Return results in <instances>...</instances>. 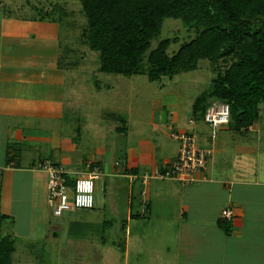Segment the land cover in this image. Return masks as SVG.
I'll return each mask as SVG.
<instances>
[{"label":"crops","instance_id":"obj_1","mask_svg":"<svg viewBox=\"0 0 264 264\" xmlns=\"http://www.w3.org/2000/svg\"><path fill=\"white\" fill-rule=\"evenodd\" d=\"M0 25V213L5 217L1 234L15 243L13 260L17 238L26 240L31 247L48 241L56 228L60 229L54 237H61L67 228L66 222L55 225L50 221L48 176L36 169L39 162L61 165L74 176L87 163H98L104 180L128 173L150 174L177 157L179 144H173L169 133L174 132L176 125L182 126V121L179 123L173 115L165 118L166 106L162 105L163 111L152 112L149 122L158 131L152 130L151 135H143L134 144L129 142L131 134L124 116L109 111L105 120L118 124L112 130L111 126L101 129L99 120L85 109L86 67L68 62L69 55L62 52L51 24L21 17L15 20L2 10ZM78 73L83 80L77 77ZM95 86L100 93L109 85ZM262 117L248 132H263ZM185 127L193 133L191 129L196 130L197 126ZM92 128L104 138H114L105 141L104 147L97 145L89 150L87 136L97 135L91 132ZM231 129L228 124L219 130V144L224 143ZM216 152L221 150L213 154ZM118 160L121 164L116 165ZM258 167L255 178L252 173L246 175L247 167L207 156L200 181L184 186L177 180H151L142 189L147 190L142 196L145 205L138 208L134 206L135 186L126 176L130 181L128 192L124 193L125 214L115 209L119 214L118 218L112 214L115 222L97 221L94 216L97 210L102 211L101 207L105 214L97 213L105 216L120 201L110 193L116 199L109 202L106 193L114 190L115 182L108 187L107 179L104 195H97L96 185L95 207L82 209L87 211L84 223L95 227L96 222L99 228L94 237L86 235L87 240L81 241L77 259L81 263L88 261L84 250L93 245L98 254L91 264H121L118 258L124 260L122 264H264V172L258 175ZM39 181L44 184L43 193ZM224 209L234 212L231 220L222 217ZM54 259L57 264L61 258Z\"/></svg>","mask_w":264,"mask_h":264},{"label":"trees","instance_id":"obj_2","mask_svg":"<svg viewBox=\"0 0 264 264\" xmlns=\"http://www.w3.org/2000/svg\"><path fill=\"white\" fill-rule=\"evenodd\" d=\"M78 1L87 22L81 42L99 54V71L127 77L146 75L155 82L195 70L203 60L214 64L232 60L224 69L217 67L210 92L193 104L192 119L201 122L208 107L224 103L230 107L232 129L248 131L258 124L264 106V0ZM63 7L58 2H52L50 9L42 5L33 20L62 22L66 19ZM168 18L179 19L196 31L195 38L173 56L167 53L168 40L151 49ZM257 19L260 23L249 25ZM4 218L0 213V264H13L15 243L1 234Z\"/></svg>","mask_w":264,"mask_h":264},{"label":"rangeland","instance_id":"obj_3","mask_svg":"<svg viewBox=\"0 0 264 264\" xmlns=\"http://www.w3.org/2000/svg\"><path fill=\"white\" fill-rule=\"evenodd\" d=\"M52 2H58L60 5H63V9L66 7V19L58 23L48 21L47 23L51 24V30L54 31L55 37L64 49H62V52L69 55V61H67L80 64L82 69L86 67V69H84L86 92L85 95H83L84 98L86 97L85 105L87 107H85V109L88 113H91L93 118L99 120V123H101V129L111 126L112 130V127L116 125L115 123L118 124L117 121L111 122V120H108L109 118L105 120V115L107 116L109 111L114 112L115 116H124L128 121V133L131 134L129 142L134 144L135 141L143 135H151L152 130H156V132L158 131V129L152 128V125L149 122H152V112L159 113L160 111H163L161 109V106L163 105L166 106L167 110L164 111L165 118L170 117L171 119L173 115L176 116L175 118H178L179 123L182 121V126L176 125L175 128H172L174 132H177L178 129L190 133L191 131L188 130L189 128L185 126H191V124L194 127L197 126L196 130H191L193 133L197 134L196 137L199 135L198 144L201 147L204 146L206 148L204 149L209 151L210 158L213 155V158H215L216 161H227L231 164H237L240 167H247L248 170L244 169L246 175L252 173V176L256 178V168L260 164H264V130L262 133L260 131H258L260 132L258 133L256 130L253 132H237L236 130L231 129L226 135L224 143L221 145L218 143V140H216V137H212L211 132H209L208 127L205 125L204 119L201 121L202 123H194L196 125H193L194 121L190 122L189 120L190 117H192V107L195 100L204 92H210L212 79L215 77L216 69H224L231 64L232 60L218 62L216 64L203 60L199 62L195 70L181 72L174 75L172 78L162 77L159 81L155 82H150L146 75H133L127 77L124 75L107 74L99 71V54L92 51L81 42L80 35L87 22L81 12L82 7L78 0H0V14L1 11L4 10L6 14L8 13V15L15 20L21 17L28 18V20L32 21L33 18L37 16L36 10L40 8V6L43 5L50 9L49 7ZM258 23H260L259 19L252 20L249 22V25ZM2 30L3 28H1L0 25V33ZM195 36L196 31L194 28L187 27V25L179 19L168 18L163 22L160 35L153 39L151 49H155L161 41L168 40L170 43L167 53L169 56H173L183 44L188 43L194 39ZM144 60H147V56ZM81 68H78V70L81 71ZM147 68L148 67L145 64L144 70H147ZM81 76V73L77 74V77L80 80H83V77ZM94 84H97L98 87L106 84L109 85L107 86L109 89L106 87L99 93L95 90L94 87L96 86ZM263 107L264 106L260 107L261 116H263V120L260 121V123L263 125L264 129ZM86 130H88V128H86ZM166 130V132L169 131L167 128ZM91 132L97 135L93 136L95 138L87 136L89 138V150H92V147L97 145L104 147L105 141L108 142L111 138H114L112 135H106V138H104V136H100L101 134L94 128H92ZM174 132L169 133L171 138V133ZM171 138L170 140L174 142L173 144H177L176 140ZM207 138L210 140H207ZM219 150H221V153L216 152L217 154H213V151ZM117 162L118 164H121L120 160ZM258 168H260L258 175H261V172H264V165ZM125 178L126 176L123 177L121 175L112 179L107 178L109 179L107 183L108 187H112L113 181L115 182V185L112 187L114 192L109 191L106 195L108 196L110 193L115 194L120 201H117L118 205H112L110 212H106L105 216L101 217V214H105V212H103V207H101L102 211L97 210V212H100L101 214L97 213L96 210L93 211L96 212L94 213V216L99 218L96 219L97 221L104 219V221L113 220L115 222V219L119 217V214L116 215L115 209H117L120 214L121 211L122 215L125 214L126 202L123 200L125 194L128 192V184L130 181ZM107 179L104 180V178H101L97 181V195H104V183ZM39 183L41 193H43L44 184L43 182L41 183V181H39ZM130 183L135 186L133 192L135 198L134 206L145 205L144 200L142 201L144 196L141 193L144 185L141 181H130ZM148 185L146 187H148ZM254 190L256 189L254 188ZM112 198H114V200L116 199L115 197L110 196L109 202L114 201ZM48 208L52 224H65L66 222L67 228L65 229L64 234L61 237H54L55 234L52 232L48 241H39L37 242L38 244L31 247L26 240L17 238L16 243L18 247L13 256V264H35V262L36 264H56V262H54V256L61 258L57 264H76L77 253L79 250H82L81 241L87 240L85 237L86 235L94 237V233L97 231V228H99V225H97L96 222H94L95 227H92V224L84 223L83 218L87 216V211H66L62 216L55 217L52 212L53 210L49 205ZM135 211L136 208L133 212L136 213ZM108 213L110 217L108 216ZM112 214L116 216L115 219L112 217ZM143 222L144 221H142V223ZM116 240L121 241L123 239ZM92 241L93 238H90V242ZM93 247V245H89L86 247L88 251L84 250L89 257L88 261L90 264L95 262V259L97 258L95 255L98 254V250L93 249ZM120 251H122V246L120 247ZM77 261L79 262V259H77ZM86 261L87 260H84L83 263L79 262V264H89V262ZM119 261L121 264L124 263L122 258L121 260L118 258V262Z\"/></svg>","mask_w":264,"mask_h":264},{"label":"built area","instance_id":"obj_4","mask_svg":"<svg viewBox=\"0 0 264 264\" xmlns=\"http://www.w3.org/2000/svg\"><path fill=\"white\" fill-rule=\"evenodd\" d=\"M229 121L230 107L224 103L211 105L204 116V122L211 130L212 137ZM172 138L179 143V150L177 157L171 163L162 170L156 169L150 174L128 173L125 176L133 182L141 181L144 188L151 180H177L185 186L200 181L206 169L209 151L199 146L196 135L191 132H174ZM36 169L45 172L48 176L47 203L55 217L62 216L66 211L92 210L95 207L96 183L104 177L102 167L98 163H87L83 171L75 176L63 166L50 161L39 162ZM2 170L3 168L0 167V174ZM146 194L147 190L144 189L142 195L146 196ZM222 217L231 220L234 212L224 209Z\"/></svg>","mask_w":264,"mask_h":264},{"label":"water","instance_id":"obj_5","mask_svg":"<svg viewBox=\"0 0 264 264\" xmlns=\"http://www.w3.org/2000/svg\"><path fill=\"white\" fill-rule=\"evenodd\" d=\"M58 229H60V228H56V229H55V233H54L55 235H58V234L56 233Z\"/></svg>","mask_w":264,"mask_h":264},{"label":"clouds","instance_id":"obj_6","mask_svg":"<svg viewBox=\"0 0 264 264\" xmlns=\"http://www.w3.org/2000/svg\"><path fill=\"white\" fill-rule=\"evenodd\" d=\"M194 121V120H193Z\"/></svg>","mask_w":264,"mask_h":264}]
</instances>
